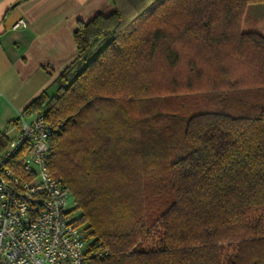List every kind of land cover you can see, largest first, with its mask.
Returning a JSON list of instances; mask_svg holds the SVG:
<instances>
[{"label":"trees","instance_id":"obj_1","mask_svg":"<svg viewBox=\"0 0 264 264\" xmlns=\"http://www.w3.org/2000/svg\"><path fill=\"white\" fill-rule=\"evenodd\" d=\"M254 3L113 0L77 23L75 58L23 111L64 124L47 166L103 252L89 264H264Z\"/></svg>","mask_w":264,"mask_h":264},{"label":"built area","instance_id":"obj_2","mask_svg":"<svg viewBox=\"0 0 264 264\" xmlns=\"http://www.w3.org/2000/svg\"><path fill=\"white\" fill-rule=\"evenodd\" d=\"M14 125L0 153V264H89L103 252L93 247L68 187L47 166L49 139L64 124L31 110Z\"/></svg>","mask_w":264,"mask_h":264},{"label":"crops","instance_id":"obj_3","mask_svg":"<svg viewBox=\"0 0 264 264\" xmlns=\"http://www.w3.org/2000/svg\"><path fill=\"white\" fill-rule=\"evenodd\" d=\"M112 10L113 0H0V136L9 141L29 102L55 90L52 81L76 56L77 23ZM19 19L26 26L14 27Z\"/></svg>","mask_w":264,"mask_h":264},{"label":"rangeland","instance_id":"obj_4","mask_svg":"<svg viewBox=\"0 0 264 264\" xmlns=\"http://www.w3.org/2000/svg\"><path fill=\"white\" fill-rule=\"evenodd\" d=\"M242 30L257 31L264 35V3L249 4L244 14ZM98 47L91 54L93 55ZM54 92V91H51ZM3 149L0 150V153ZM71 206H73V197H71Z\"/></svg>","mask_w":264,"mask_h":264}]
</instances>
